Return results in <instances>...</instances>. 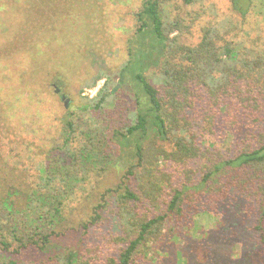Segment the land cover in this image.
<instances>
[{
    "label": "trees",
    "instance_id": "trees-1",
    "mask_svg": "<svg viewBox=\"0 0 264 264\" xmlns=\"http://www.w3.org/2000/svg\"><path fill=\"white\" fill-rule=\"evenodd\" d=\"M171 1L141 0L126 41V60L113 74L99 71L83 84L93 88L103 80L95 96L82 98L79 105L91 119L97 118L93 127L100 136H90L66 114L43 160L15 164L3 175L0 169V251L17 258L30 249H46L52 238L63 235L55 228L68 211L74 212V203L85 211L87 186L112 169L119 173L118 184L87 203L86 220L78 221L88 235L102 213L114 206L121 229L112 238L116 257L107 258L106 264H137V256L162 238L166 222L182 220L191 192L205 187L210 203L234 192L264 218V136L257 148L204 166L197 183L191 182L192 170L183 171L204 158L190 117L200 107V91L215 103L240 81L252 84L264 100V52H241L214 27L205 28L195 45L181 42L189 26L179 15H171ZM256 5L264 14V0ZM127 85L134 104L123 105L121 88ZM106 131L116 146L113 150L99 138ZM112 159L124 162L111 164ZM175 175L183 180L176 182ZM170 234L175 235L173 227ZM92 252L63 250L47 259L51 264H97Z\"/></svg>",
    "mask_w": 264,
    "mask_h": 264
},
{
    "label": "rangeland",
    "instance_id": "rangeland-1",
    "mask_svg": "<svg viewBox=\"0 0 264 264\" xmlns=\"http://www.w3.org/2000/svg\"><path fill=\"white\" fill-rule=\"evenodd\" d=\"M30 2L0 0L2 175L15 164L43 160L53 146L51 140L58 137L61 119L66 114L77 125L84 126L90 136H100L93 127L97 118L91 119L79 110V105L82 98L95 96L103 80L93 88L83 84L99 71L113 74L126 60V41L134 29L135 14L141 8V0H33L34 6ZM257 2L193 0L185 4L172 0L169 8L172 16L179 15L189 26V31L179 38L183 43L197 44L202 31L214 27L224 39L237 44L241 52L246 49L249 54H262L264 14L258 13ZM233 85L215 103L204 90L200 91V107L190 119L204 158L183 169L194 172L192 183L201 180L204 166L230 159L242 150L255 149L264 136L262 96L250 83L239 81ZM121 90L122 104H134L132 88L127 85ZM112 128L111 124L109 129ZM101 135L103 146L116 148L107 131ZM115 159L111 164L124 162ZM181 180L182 176L176 178V182ZM118 182L119 173L112 169L87 186L85 211L74 203L71 206L75 207L74 212L68 211L61 226L55 228L63 235L52 238L46 249H30L17 258L0 251V262L51 264L47 258L54 253L73 250L81 255L90 248L95 251L90 257L97 256V264H106L107 258L116 257L117 246L112 238L121 229L112 211L114 206L102 213L94 229L87 230L88 235L78 221L86 220L84 215L90 206L87 203L96 202ZM233 195L234 192L212 204L207 187L192 191L182 220L166 222L162 238L150 250L140 253L136 263L264 264V218L244 197ZM69 219L76 221L71 223ZM172 227L175 235L171 236Z\"/></svg>",
    "mask_w": 264,
    "mask_h": 264
},
{
    "label": "built area",
    "instance_id": "built-area-1",
    "mask_svg": "<svg viewBox=\"0 0 264 264\" xmlns=\"http://www.w3.org/2000/svg\"><path fill=\"white\" fill-rule=\"evenodd\" d=\"M90 91L92 92V91H94V90H90ZM96 91H97V90H96ZM96 91H95V92H96ZM95 92H94V94H95ZM94 94H93V95H94ZM90 96H92V94H91Z\"/></svg>",
    "mask_w": 264,
    "mask_h": 264
}]
</instances>
